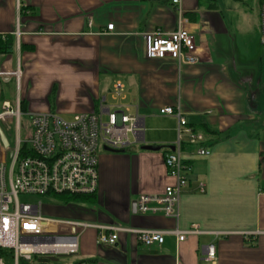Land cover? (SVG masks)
Wrapping results in <instances>:
<instances>
[{"label": "crops", "instance_id": "crops-1", "mask_svg": "<svg viewBox=\"0 0 264 264\" xmlns=\"http://www.w3.org/2000/svg\"><path fill=\"white\" fill-rule=\"evenodd\" d=\"M180 6L196 44L194 64L143 56L142 33L176 27L178 12L171 0H0V38L13 37L12 50L0 53V71L9 74L0 78V99L5 85L26 116L52 111L70 119L82 112L104 116L106 109H123L136 113L143 127L123 150L100 146L95 192L69 199L67 206L52 210L59 217L52 218L201 230L182 241L166 235L161 244L145 246L125 232L113 245L99 243L96 228L76 227L77 251L64 264H264L260 76L232 63L213 0H180ZM258 12L257 7V28ZM242 14L245 19L247 13ZM16 69L18 81L12 75ZM167 105L177 106L186 126L204 135L202 143L181 137L180 151L190 171L177 218L141 214L133 205L139 195L161 193L173 182L163 155L177 141V118L157 111ZM142 139L161 148L141 149ZM199 146L209 154L197 156ZM210 243L214 262L203 259Z\"/></svg>", "mask_w": 264, "mask_h": 264}, {"label": "built area", "instance_id": "built-area-1", "mask_svg": "<svg viewBox=\"0 0 264 264\" xmlns=\"http://www.w3.org/2000/svg\"><path fill=\"white\" fill-rule=\"evenodd\" d=\"M171 2L178 12L176 27L169 32L156 29L142 33L143 56L170 57L178 63H197L196 44L193 35L184 27L180 0ZM258 9L259 40L264 45V0L258 1ZM112 26V23L108 24L107 30H111ZM7 75L0 71L1 79ZM12 75L18 81L19 69ZM120 90L118 84L115 93L119 94ZM157 111L177 118V141L163 155L166 172L173 182L166 185L161 193L139 195L134 206L141 214L177 218L180 193L190 171V165L180 151L181 137L187 135L189 142L202 143L204 135L186 126V120L177 106H162ZM22 114L19 99L14 103L1 99L0 129L8 145H3L0 136V264H29L34 255L74 254L77 251L76 227L96 228L99 243L109 245L115 244L119 232L134 234L138 242L145 246L161 244L166 235H174L177 241H182L188 235L201 232L195 225L184 230L177 227L141 229L63 221L43 216L40 202L20 201L19 195L93 194L97 188L98 148L123 150L130 136L141 130L140 117L123 109H106L104 116L94 111L77 113L69 120L55 112L45 111L27 114L28 122L22 138ZM10 135L13 137L11 144ZM195 154L204 157L209 150L199 146ZM203 189L204 185L200 183L199 190ZM203 259L210 262L216 260L213 243L206 245Z\"/></svg>", "mask_w": 264, "mask_h": 264}, {"label": "rangeland", "instance_id": "rangeland-1", "mask_svg": "<svg viewBox=\"0 0 264 264\" xmlns=\"http://www.w3.org/2000/svg\"><path fill=\"white\" fill-rule=\"evenodd\" d=\"M221 14L222 26L227 35H223L221 40L225 49L229 52L232 63L238 70L249 72L254 70L257 76H260L258 82V94L260 95L259 103L264 106V45L260 44L258 38V28L256 25V12L259 0H213ZM246 12L245 19L242 13ZM243 29V31H242ZM9 86L3 89V99L6 98L12 103V96L9 92ZM251 97V94H250ZM1 98V99H2ZM0 99V102H1ZM28 117L25 114L21 116V132L20 136L25 135V127L27 126ZM69 120V119H67ZM5 126L3 125V128ZM7 132V131H6ZM10 144L13 141L12 135L9 136ZM20 201L40 202L41 214L46 217H58L52 213V210L67 206L69 199L64 196L52 195H19ZM59 218V217H58ZM56 228V227H54ZM43 256L34 255L29 264H39ZM48 259H56L57 264L67 263L72 256L70 255H53L46 256ZM55 261V260H54ZM48 264H55L53 260H49Z\"/></svg>", "mask_w": 264, "mask_h": 264}, {"label": "trees", "instance_id": "trees-1", "mask_svg": "<svg viewBox=\"0 0 264 264\" xmlns=\"http://www.w3.org/2000/svg\"><path fill=\"white\" fill-rule=\"evenodd\" d=\"M13 47V37L7 36L4 39L0 38V53H8L12 50ZM59 196V195H58ZM64 199H75L81 196H73V195H62ZM46 257H42L40 259V264H46Z\"/></svg>", "mask_w": 264, "mask_h": 264}, {"label": "water", "instance_id": "water-1", "mask_svg": "<svg viewBox=\"0 0 264 264\" xmlns=\"http://www.w3.org/2000/svg\"><path fill=\"white\" fill-rule=\"evenodd\" d=\"M140 128L142 129L143 127L140 126ZM0 136H1V140L3 142V145L7 146L8 145L7 139H6L4 133H3V131L1 129H0ZM141 142H142V145L140 146L141 149L159 150L161 148V146H159V145L144 144V140L143 139L141 140ZM170 148L172 149V147H170ZM105 149L108 150V151H117L115 149H109V148H106V147H105ZM133 205H134V203H133Z\"/></svg>", "mask_w": 264, "mask_h": 264}]
</instances>
